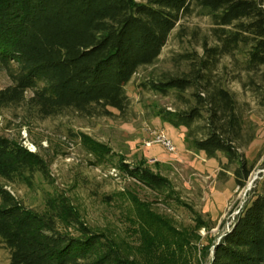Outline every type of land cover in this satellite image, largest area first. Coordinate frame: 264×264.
<instances>
[{"label":"trees","instance_id":"trees-1","mask_svg":"<svg viewBox=\"0 0 264 264\" xmlns=\"http://www.w3.org/2000/svg\"><path fill=\"white\" fill-rule=\"evenodd\" d=\"M189 0H0V65L11 84L0 89V109L26 105L40 119L75 112L83 117L123 112L129 100L126 86L142 66L153 64ZM210 16L214 44H202L203 53L184 55L191 65L184 76L150 81L157 92L194 89L196 105L186 111L162 110L160 118L185 127L188 144L209 158L224 155L236 163L234 177L244 187L252 172L240 148L244 124L234 94L212 82L220 59L230 57L247 73L263 69L264 0H197ZM201 84V86L199 85ZM207 112V132L199 138L193 123ZM97 162L111 150L87 135L80 136ZM119 168L146 186L159 190L168 179L121 158ZM38 177H50V165L19 140L0 132V249L7 264H183L192 238L145 210L132 199L142 217L137 244L117 241L95 230L69 196L51 192L45 209L23 204L7 186H36ZM264 187V177L262 181ZM198 226L207 223L198 219ZM210 264H264V194H257L219 239L202 244ZM192 248V247H191ZM213 252V251H212Z\"/></svg>","mask_w":264,"mask_h":264},{"label":"rangeland","instance_id":"rangeland-1","mask_svg":"<svg viewBox=\"0 0 264 264\" xmlns=\"http://www.w3.org/2000/svg\"><path fill=\"white\" fill-rule=\"evenodd\" d=\"M212 27L210 16L198 8L197 0H189L156 61L139 68L126 86L129 105L123 112L112 110L111 116L95 117L67 112L40 119L32 117L26 105L1 108L0 132L39 153L50 165V177H38L35 187L15 183L8 189L37 210L45 209L49 193L64 192L88 225L117 241L134 244L141 238L138 224L142 217L132 201L138 199L146 211L151 210L164 222L200 235L199 241L192 238V248H185L183 264H210L213 249L205 255L202 244L219 239L246 205L257 194H264L263 69L247 73L232 58L224 57L212 77V82L221 81L234 94L243 119L241 142L246 145L239 150L253 169L242 188L234 177L238 164L228 163L221 153L209 158L192 148L185 139V127L172 126L159 116L164 109L183 112L195 106L194 89L162 93L152 90L150 81L184 76L191 65L184 55L201 56L205 40L213 45ZM10 84L8 70L0 65V89ZM202 115L192 127L193 135L199 138L207 132L206 110ZM155 132L170 139L175 150L170 152L161 143L147 146ZM81 135L107 145L111 150L107 161L97 162L82 144ZM121 158L131 167L168 179V184L159 190L146 186L119 168ZM201 218L207 227L198 226ZM8 261V251L1 248L0 264Z\"/></svg>","mask_w":264,"mask_h":264},{"label":"built area","instance_id":"built-area-1","mask_svg":"<svg viewBox=\"0 0 264 264\" xmlns=\"http://www.w3.org/2000/svg\"><path fill=\"white\" fill-rule=\"evenodd\" d=\"M154 143H161V144H163L165 146V148L167 150H169L170 152H172V151L175 150V146H174L173 142L170 139H168L167 137H165V135L163 133H160V132L157 133V132H155L154 135H153V137L150 140L146 141V145L147 146H152V144H154ZM29 150L30 151H33L31 148ZM113 170L115 172V169H113Z\"/></svg>","mask_w":264,"mask_h":264},{"label":"water","instance_id":"water-1","mask_svg":"<svg viewBox=\"0 0 264 264\" xmlns=\"http://www.w3.org/2000/svg\"><path fill=\"white\" fill-rule=\"evenodd\" d=\"M221 238V237H220ZM213 253H214V250H213Z\"/></svg>","mask_w":264,"mask_h":264},{"label":"bare ground","instance_id":"bare-ground-1","mask_svg":"<svg viewBox=\"0 0 264 264\" xmlns=\"http://www.w3.org/2000/svg\"><path fill=\"white\" fill-rule=\"evenodd\" d=\"M250 185V184H249Z\"/></svg>","mask_w":264,"mask_h":264}]
</instances>
